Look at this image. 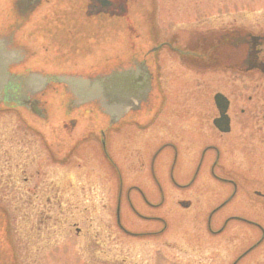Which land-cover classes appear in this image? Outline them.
<instances>
[{"label":"rangeland","instance_id":"rangeland-1","mask_svg":"<svg viewBox=\"0 0 264 264\" xmlns=\"http://www.w3.org/2000/svg\"><path fill=\"white\" fill-rule=\"evenodd\" d=\"M149 1L150 9L142 3L144 21L135 27L137 35L124 19L120 30L117 18L95 17L88 24L84 20L82 27L89 28L83 32L54 35L59 45H45L42 57L36 59L37 43L30 36L5 31L0 16V83L5 57L17 54L6 62L11 78L8 93L3 94L5 104L0 102V264H264L261 73L219 65L180 73L181 80H187L180 88L185 99L182 106L191 108V117L194 112L201 114L199 119L209 126L204 132L212 129L215 91L239 98L233 107V148L229 140L223 141L222 149L228 152L226 160L247 166L248 173L225 174L215 168L227 182L215 179L210 175L213 152L204 144L161 133L160 123L158 128L148 125L167 99L157 60L170 70L164 73L171 76L166 83L174 80L180 85L172 68L183 66L175 60L177 54L187 56L199 40L222 41L229 32L264 35V0ZM117 31L122 43L116 39ZM163 38L173 39L167 42L174 52L159 49L157 42ZM145 41L149 42L145 48L157 46L152 61L144 65L150 73L146 98L148 74L140 63L139 46ZM132 46L138 49L134 61L129 55ZM62 49L71 52L62 53ZM115 52L122 60L112 61ZM68 58L79 60L68 66ZM94 58H102V64L89 65L86 60ZM199 89L200 94L193 96ZM22 95L25 106L30 101L24 95L39 101L32 106L44 114L21 106ZM166 128L172 131L173 127ZM204 177L211 179L209 194L215 204L234 194L219 206L209 225L212 207L205 205L204 198L190 208L171 203L174 196H189ZM136 188L156 194L157 202L162 192L164 205L157 209L143 205ZM120 198L122 209L130 198L142 213L143 217L133 219L137 230L163 231L164 235L137 238L119 232L115 202ZM121 223L125 225V220ZM128 223L133 226V221ZM152 251L164 254L152 260L146 256ZM164 255L170 258L164 260Z\"/></svg>","mask_w":264,"mask_h":264},{"label":"flooded vegetation","instance_id":"flooded-vegetation-1","mask_svg":"<svg viewBox=\"0 0 264 264\" xmlns=\"http://www.w3.org/2000/svg\"><path fill=\"white\" fill-rule=\"evenodd\" d=\"M143 1L146 5V9H150L152 7V4L149 0H0V8H2L0 16L5 20V31H11L16 36H30L29 39H31L34 43H37L38 49H34L33 51V59H36L40 58L39 56H41L42 48H44L45 45H50L52 43L59 45L58 41L55 40L54 42L53 38L57 33H70L72 31L83 32V29L86 30L87 28H89V26L82 27V25L84 24V20H86L85 24H88L90 19H97L102 17L117 18V20L119 21L118 23L120 25V30H122L124 28L122 19H124L131 26L130 28L134 32V36L137 35V33L135 32V27L137 28L138 25H140L144 21V15L141 11L143 10ZM90 13H92L91 17H89ZM138 16L141 20H139ZM229 33L230 34L226 33L222 37V41L217 40L216 42H213L211 41V38L199 40L197 44L190 47L191 52L187 54V56L186 54H177V58L175 60H177V62L179 63L182 62L183 64V68L179 65H175L172 67L173 73L177 75L180 80L179 83H181L178 86L176 85L177 81L174 80H168V82L166 83V80L171 78V76H167L170 70L168 68H164L165 65L162 64L163 62L161 63L157 60L156 65L158 76L159 78H162L165 90L164 92L167 95V99L161 101L158 110L156 111L152 119L148 122L149 126H157V128L158 124L160 123L162 126V128H160L161 133H165L167 135L168 133H171L174 137H182L189 143L193 141L194 145L200 144V146H203L204 144L206 149L211 150V153L213 152L210 175H212L215 179H220L222 181L224 180L226 182L227 180L225 178L216 173L217 170L215 168H218L220 170L219 172L225 174L231 173L234 170L238 172L237 174L248 173V170L246 169L248 168L247 166L245 168L237 165L234 166V162L229 161L228 155V160H226L225 154H228V152L225 151V149H222V145L224 143L223 141L228 142L229 140H231V142L229 143L231 144L230 149L233 148V107L235 104V100L239 98L234 99L223 90L215 91L212 95L215 112L214 115L210 118V125L212 129L210 128V133H207V131L204 132L203 128L208 126V124L201 122L202 118L199 119V116H201V114L194 112L193 116L191 117L192 113H189L188 111L191 108L187 109V106H182L185 99L184 93L180 92V88L183 83H186L187 80L183 79L182 81L180 73L184 71L183 69H187L191 72H197L201 71V69H196L197 67L201 68L219 65L220 67H223V69H230L231 71H234L235 69L238 71L241 70L242 67H244L245 69L242 70H254L255 72L261 73V75L264 77V35H252L249 32L244 34L240 32L237 34L233 32ZM121 35L122 34H119V31L116 32V39L119 43H122ZM192 38H190V40ZM147 39L148 41H151L150 38ZM169 40L173 39L163 38V40L157 42V46L160 47L159 49L172 51L170 47H168L167 41ZM148 41H145L144 43L139 42V46L141 45L140 50L143 54V59H141L140 62L141 64H144V62L149 63L150 61H152L154 49H156L157 47L150 46L145 48V44L149 43ZM132 47L133 50H130L133 51V53H130L129 55H131L132 61H134L138 59V51H135L138 49L137 47ZM61 51L62 53L71 52L68 49H62ZM77 51L78 50L74 51L73 54ZM118 55L121 57L120 59L116 58ZM181 56L182 58L179 59ZM78 60L68 58L67 65L72 66L69 63H73L74 61ZM120 60H122V55L115 52L112 61L117 62ZM86 61L89 63V65L95 67H98L100 64H102V58H94V60ZM187 64L190 66H186ZM165 72H167V77L164 75ZM200 92V89L196 90L193 96L199 95ZM61 93H65V91H61ZM217 94L222 95L224 97L223 102L227 104L226 110L224 112V122L222 121V128H227L226 131H222L217 126V121L221 117L220 109L215 101V96ZM248 99H251V97H248ZM170 105L172 107H170ZM240 112L245 113V110L241 108ZM247 117L249 118V114H247ZM219 124L221 125V122ZM169 126L173 127L172 131L166 128ZM224 136L227 137L225 138ZM241 136L242 135H239V138ZM129 139H131L132 141L134 140L133 134L129 135ZM135 150L140 152L139 147L135 148ZM139 152H135V154H140ZM135 172H137V170ZM208 179V177L200 178L197 182L198 186L194 188L193 191L189 192V196H187L186 198H184V196L180 197L179 195H177L176 197L174 196L171 203H176L182 208H190L193 203L198 204V201L204 198L206 202L205 205L212 207V209L210 210V216L208 217L207 224L209 225L210 220L219 209V206H222L224 203L228 202V200L234 194L227 196L226 198H224V200L215 204V201L211 199V195L209 194L211 179ZM193 182L194 180L191 181L190 184H192ZM136 190L138 191V196L141 199V203L143 205H148L157 209L160 206H163L165 203L164 199H162V192H160L161 200L157 202L156 194H145L139 188H136ZM139 190H141L140 193ZM191 197L193 198V200L191 199ZM175 199L176 201L174 202ZM124 206L125 209H122V198L115 202V224L119 232H122L124 235L127 234L137 238H141V236L144 235H157L159 238L160 236L164 235L163 231L141 232L140 230H137V227L134 226L135 221L133 219L135 215L143 217L142 213L133 206L132 200L130 198H128V201L124 203ZM122 215L125 219L122 217ZM123 220H125V225L121 223V221L123 222ZM128 221H133V226H129ZM209 230L212 234L216 233V231H214L213 229ZM156 254L164 253L160 251H152L151 254H146V256H149L153 260ZM167 258L170 257L168 255L163 256L164 260H166ZM152 263L153 261L149 262V264Z\"/></svg>","mask_w":264,"mask_h":264},{"label":"water","instance_id":"water-1","mask_svg":"<svg viewBox=\"0 0 264 264\" xmlns=\"http://www.w3.org/2000/svg\"><path fill=\"white\" fill-rule=\"evenodd\" d=\"M7 40H8V38H7ZM8 47V46H7ZM9 48V47H8ZM9 51H11V50H9ZM5 52H7V51H5ZM14 52V51H13ZM16 55L17 54H15V56H9V57H5V70H4V78H3V81L0 83V89H1V93H0V102L1 103H3V104H5V101H3V99H4V93H8V90L6 89V85L8 84V82H9V79L11 78L10 77V75H8V74H6V62L7 61H9V60H12L13 58H15L16 57ZM148 74V73H147ZM47 75H50V74H47ZM54 75V74H53ZM147 76V75H146ZM62 79H63V77H62ZM92 79H94V78H92ZM45 80H46V78L44 77V84H45ZM67 84H69V81H67V80H65V79H63ZM71 80H73V79H71ZM148 82H147V89H146V93H145V96H144V98H146V96H147V91H148V89H149V80H150V77L149 76H147V79H146ZM29 81V80H28ZM26 81H23V83H25ZM23 83H22V85H23ZM68 92H75V91H69V90H67ZM22 93H23V91H21ZM66 92V91H65ZM37 93H38V91H37ZM77 95L80 93V91H76L75 92ZM28 95V94H27ZM27 95H24V97L26 98V100L27 101H30V103L28 104V105H24V102L22 101V99L20 98V97H23V95L22 96H19V101L21 102V106H24V107H27V106H30L29 108H30V110L31 111H33V112H35V113H37V114H41V115H43L44 113H39V112H36L35 110H34V108H33V106H32V104H34V103H39V101H34V100H32V97L30 96V97H27ZM30 98V99H29ZM143 98V99H144ZM223 100H224V97L222 96V95H219V94H217L216 96H215V101H216V104H217V106L219 107V109H220V115H221V117L218 119V121H217V126L219 127V129H221L222 131L224 130V131H226V129L227 128H222V121L224 122V117H225V114H224V112H225V110H226V107H227V104L226 103H224L223 102ZM19 102V103H20ZM31 104V105H30ZM118 111V110H117ZM221 122V125L219 124Z\"/></svg>","mask_w":264,"mask_h":264}]
</instances>
